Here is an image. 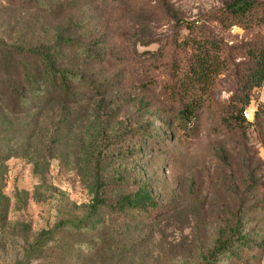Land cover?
<instances>
[{
  "label": "rangeland",
  "instance_id": "374dc122",
  "mask_svg": "<svg viewBox=\"0 0 264 264\" xmlns=\"http://www.w3.org/2000/svg\"><path fill=\"white\" fill-rule=\"evenodd\" d=\"M227 2L0 0V264H264V148L254 127L217 131L212 117L235 74L193 135L164 93L186 25ZM207 25L227 48L264 38ZM142 190L152 218L121 208Z\"/></svg>",
  "mask_w": 264,
  "mask_h": 264
},
{
  "label": "trees",
  "instance_id": "16d2710c",
  "mask_svg": "<svg viewBox=\"0 0 264 264\" xmlns=\"http://www.w3.org/2000/svg\"><path fill=\"white\" fill-rule=\"evenodd\" d=\"M210 20L215 21L224 31L234 26L246 31L259 30L264 28V0H228L223 8L214 12L201 26H195L193 23L186 25L188 38L180 45V59L174 58L169 66L170 79L164 86V93L171 107L168 119L184 133L195 134L205 110L210 106L219 76L235 74L237 81L230 103L219 105L216 112L213 111L216 130L235 132L242 130L246 125L252 126L264 148V105L258 104L251 122L248 123L243 117L254 91L261 90L264 86V38L240 47L227 48L210 30L207 25ZM29 53L39 55L50 69L51 61L48 54L38 50H30ZM152 55L147 63L148 68H145L148 74L159 70V63L163 57L159 52ZM237 55L242 56L245 63L236 64L234 60ZM261 187L264 196L263 183ZM121 204V208H127V213L140 215L143 219L152 218L158 210L151 194L143 190L136 196L123 198ZM83 223L75 226L76 230L81 231ZM46 235L41 233L39 240L30 249L41 247V240ZM238 241L240 246H245L247 242L242 237H239ZM230 250L231 246L228 243L225 246L221 245L210 258Z\"/></svg>",
  "mask_w": 264,
  "mask_h": 264
},
{
  "label": "built area",
  "instance_id": "2783aa9c",
  "mask_svg": "<svg viewBox=\"0 0 264 264\" xmlns=\"http://www.w3.org/2000/svg\"><path fill=\"white\" fill-rule=\"evenodd\" d=\"M258 92L259 90L254 91V95L251 99L250 105L243 112V117L249 122L253 120L254 113L258 109V102L256 101V96L258 95Z\"/></svg>",
  "mask_w": 264,
  "mask_h": 264
},
{
  "label": "crops",
  "instance_id": "0c3cea01",
  "mask_svg": "<svg viewBox=\"0 0 264 264\" xmlns=\"http://www.w3.org/2000/svg\"><path fill=\"white\" fill-rule=\"evenodd\" d=\"M256 101L258 104L264 105V86L259 90L258 95L256 96Z\"/></svg>",
  "mask_w": 264,
  "mask_h": 264
}]
</instances>
